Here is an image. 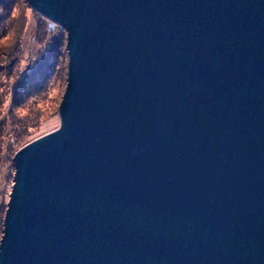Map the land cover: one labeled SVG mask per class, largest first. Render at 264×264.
Wrapping results in <instances>:
<instances>
[{
    "label": "water",
    "instance_id": "obj_1",
    "mask_svg": "<svg viewBox=\"0 0 264 264\" xmlns=\"http://www.w3.org/2000/svg\"><path fill=\"white\" fill-rule=\"evenodd\" d=\"M26 1L66 83L0 264H264V0Z\"/></svg>",
    "mask_w": 264,
    "mask_h": 264
},
{
    "label": "trees",
    "instance_id": "obj_2",
    "mask_svg": "<svg viewBox=\"0 0 264 264\" xmlns=\"http://www.w3.org/2000/svg\"><path fill=\"white\" fill-rule=\"evenodd\" d=\"M28 8L26 0H0V167L7 163L9 168L4 186L0 187V237L13 182L12 157L20 147L37 138L32 137L38 125L33 115L34 105L50 99L51 78L60 81L61 85L66 83L65 30L56 25L57 32L53 30L54 34L50 37L51 28L46 18L30 8L33 20H28ZM27 29L36 42L42 44L46 40L49 46L44 52L37 50L38 57L22 73L19 71L21 38ZM8 40H12L11 44ZM9 96L10 105L5 112ZM7 184L9 192L5 188Z\"/></svg>",
    "mask_w": 264,
    "mask_h": 264
},
{
    "label": "rangeland",
    "instance_id": "obj_3",
    "mask_svg": "<svg viewBox=\"0 0 264 264\" xmlns=\"http://www.w3.org/2000/svg\"><path fill=\"white\" fill-rule=\"evenodd\" d=\"M30 8L26 9L27 11V18L28 20L31 19L33 20V16L29 11ZM55 26L51 29L50 31V37L53 36L55 30ZM63 29V28H62ZM53 31V33H52ZM57 32V30H55ZM61 31V30H60ZM64 31V30H63ZM65 32V31H64ZM62 33V31H61ZM9 43L11 44L12 40H8ZM7 43V42H6ZM21 56L22 59L20 60V65H19V71L24 73V70L29 69L30 65L32 64L33 60L38 57L37 50H40L44 52L48 46L49 43L45 40L43 41L42 44H39L36 42L32 37H30V30H26L23 38H21ZM64 47V46H63ZM31 54V57H30ZM60 62V59H59ZM50 85V99L41 102L39 101L37 104H35V114L34 118L37 120V128L36 131L33 133L32 137H39L45 133H48L54 129H56L59 125V116H58V105H59V99L61 98L62 91L64 89V84H60V81L57 82L54 80V78H51L49 84ZM11 94V92H10ZM10 105V96L7 99V102L4 106L6 108L5 112L7 111L8 107ZM38 118V119H37ZM5 161H3L4 163ZM8 164L4 163L0 167V187H3L6 177L9 173V168L7 167ZM10 186V185H9ZM6 191L10 190V187H8V184L5 186Z\"/></svg>",
    "mask_w": 264,
    "mask_h": 264
}]
</instances>
